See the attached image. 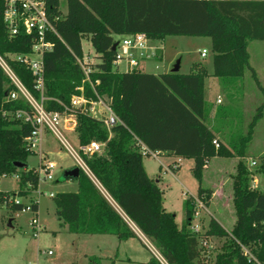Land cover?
<instances>
[{
    "label": "trees",
    "instance_id": "obj_1",
    "mask_svg": "<svg viewBox=\"0 0 264 264\" xmlns=\"http://www.w3.org/2000/svg\"><path fill=\"white\" fill-rule=\"evenodd\" d=\"M57 34L50 36L54 47L44 56V106L63 112L75 95L91 101L102 99L120 121L107 127L104 119L76 110V131L80 146L92 140L104 144L100 153L82 151L92 176L81 169L77 191L55 193L56 213L71 233L113 234L121 241L137 237L128 219L148 237L164 261L155 254L145 264H204L200 237L189 225L195 212L194 195L184 201L185 218L181 225L176 214L164 206L163 191L145 166L137 147L141 141L150 150L179 158H193V171L200 185L197 196L209 206L213 189L203 184L204 169L213 157H239L234 182L236 222L227 230L211 217L206 237L224 238L215 264H257L244 254L243 247L264 264V191L251 187V174L245 157L255 126L264 115V103L254 114L246 134L231 146L219 141L209 127V107L205 99L208 70L196 63L191 72L154 74L139 68L118 70L113 49L119 35L145 32L151 40L169 35L209 36L214 52V75L225 80L241 77L250 64L249 42L264 41V0H46ZM5 0H0V55L5 58L23 84L37 98L35 78L23 63L12 58L28 53L32 35L11 36L4 21ZM88 37L100 62L94 65L89 80L77 62L83 58V39ZM257 79L256 73L253 71ZM17 89L0 65V175L20 173V194L37 189L38 171L28 165L34 153L26 138L31 123L16 116L19 110L33 113L23 97L11 99L6 92ZM217 140L219 145L214 143ZM24 163L23 167L15 165ZM172 170H177L174 163ZM261 169H264V162ZM71 179L72 177H67ZM15 195L0 191V204ZM22 211V204H5ZM33 206L38 210V202ZM91 264H101L90 257Z\"/></svg>",
    "mask_w": 264,
    "mask_h": 264
},
{
    "label": "rangeland",
    "instance_id": "obj_2",
    "mask_svg": "<svg viewBox=\"0 0 264 264\" xmlns=\"http://www.w3.org/2000/svg\"><path fill=\"white\" fill-rule=\"evenodd\" d=\"M61 9L67 12V1H61ZM118 38H120L118 36ZM163 49L157 50V57L143 62L144 69L152 72H162L173 69L180 61L179 71L183 73L191 72V68L196 63L212 66L214 52L212 50L211 38L209 36H186L169 35L164 40ZM83 51L89 57L91 66L94 67L99 56L95 51L91 40L88 37L83 39ZM203 49L207 50V55L202 56ZM251 59L250 64L256 72V79L252 69H246L245 73L238 78L227 77L225 80L216 78L222 93L215 99L216 94L209 95L212 101L207 99L209 111L214 108L216 116L209 124L216 132H220L221 137L227 145L244 135L248 131L258 107L264 103V41L253 40L248 46ZM94 61V62H93ZM221 99V101H218ZM98 108V105H96ZM100 108V107H99ZM96 115L99 112L96 111ZM102 117L108 115L104 110ZM64 136L71 145L79 150L80 142L76 130H66L61 125ZM219 141H222L219 139ZM223 142V141H222ZM264 146V116L260 118L255 126L252 140L247 148V155L257 157L258 165H249L253 170L251 174V187L257 183L260 190L264 187V172L259 169L262 167L263 156H259L257 148ZM42 151L46 155V160L56 164L54 169V180H42L37 189L28 190V193L20 194V179L14 175L0 178V191L14 193L21 199L28 202L36 199L39 209L35 211L42 225V230L37 236L33 234L30 220L33 212L17 211L5 203L0 204V264H84L85 256L78 252L79 243L76 236L71 234L62 226L56 213L54 197L50 192L76 191L78 184L74 179H67L64 173L76 165L75 159L63 146L61 141L50 131L44 133ZM161 160L165 158L160 157ZM39 148L28 157V165L35 169L42 165ZM144 162L148 166L151 174L158 179L162 176L160 186H162L164 205L168 211L177 215V221L182 224L185 218L184 201L190 195H197L200 182L193 171L195 161L193 158H183L177 170L167 172L160 164L159 159L154 156H144ZM236 159L232 157H218L211 161L204 169L203 184L205 187L220 189V193L211 200L207 211L204 214L205 223L209 216L220 219L227 230L232 229V224L236 222L234 197V182L237 168ZM249 169V168H248ZM250 170V169H249ZM44 177V174L42 175ZM261 186V187H260ZM262 188V189H261ZM43 190V192H40ZM34 212V213H35ZM235 224V223H234ZM131 226V225H130ZM138 230L136 226H132ZM205 227L208 224L205 223ZM152 249L157 252L153 242L145 236L144 238ZM211 248L203 247L202 262L204 264H215L216 256L223 249L224 238L211 236ZM84 249H92L94 242H84ZM82 246V245H81ZM137 256L149 254L148 248L140 240L131 242ZM52 254H49V251Z\"/></svg>",
    "mask_w": 264,
    "mask_h": 264
},
{
    "label": "built area",
    "instance_id": "obj_3",
    "mask_svg": "<svg viewBox=\"0 0 264 264\" xmlns=\"http://www.w3.org/2000/svg\"><path fill=\"white\" fill-rule=\"evenodd\" d=\"M59 19V16L51 17L47 9L46 0H5L4 9V21L6 27L11 36H15L21 33H26L32 35L33 44L31 51L28 53H17L12 56L13 59L23 63L30 71H32L35 80V89L41 92V98H37L32 92L23 84L19 76L13 70L8 61L0 55V65L11 79L12 83L17 89L13 90L8 96L11 99H17L18 97L25 98L30 105L33 107V113H29L26 110H19L16 112V116L25 122L31 123L32 133L26 138L28 147L35 151L39 148L40 158L43 160L42 165L36 168L39 173L40 183L42 180H54V169L56 164L50 160H46V155L42 151L41 145L44 137L45 131L50 130L63 144V146L68 150V152L75 159L76 165L80 166L82 170L92 176V173L82 156V151L87 154L100 153L103 151L104 144L98 140H92L90 143L84 146H80L79 150H76L69 140L64 136L61 130V125L63 122H70L69 126L64 128L68 130H76V110L90 112L93 116L104 119L107 127L111 128L117 124L120 119L112 111L111 107L106 104L102 99L98 101H91L84 95H75L72 98V103L70 106H65L63 112L60 111H50L44 106V90H45V63L44 56L48 51H51L54 47V42L50 39V36L57 34L55 27V20ZM151 39L145 32H138L131 35H124L123 38H119V45L117 47L116 59L113 61L114 66L119 70L120 63L122 61L127 62V71L134 68L140 67V62L143 60H148L157 57V47L153 46ZM202 56L207 55V50L203 49L201 52ZM89 57L85 56L83 58L77 57V62L86 74V78L89 80L90 73L93 71V67ZM218 101H221L219 99ZM98 105V108L96 106ZM100 107V108H99ZM104 110L108 112L105 117L103 115ZM96 111L99 115H96ZM214 143L218 146L217 140ZM137 147L144 156L151 155L158 158L159 151L150 150L141 141L137 142ZM252 165H256L257 161L252 160ZM44 174V177L42 175ZM8 175H14L16 178L20 179V173H4L0 175L5 177ZM41 185V184H39ZM40 192H43L41 190ZM53 197L54 192H50ZM37 201L36 199H30L25 202L19 197V195H13L9 199H5V204L11 203L13 205L22 204V211L33 212V217L30 220V226L32 228L33 234L35 236L42 230V225L37 217V211L33 203ZM195 201V212L193 218L190 222V229L192 232L196 233L200 237V245L202 247H212L210 240L205 236L208 227H205L203 222L204 214L207 211V207L203 200L197 195H194ZM35 212V213H34ZM129 223L133 226L137 225L128 219ZM264 223V222H263ZM211 236H209V239ZM244 254L251 259H254L257 264H263L257 260L250 250L243 247ZM154 251V250H153ZM155 255L164 261L162 255L159 251L155 252ZM52 254V251H49Z\"/></svg>",
    "mask_w": 264,
    "mask_h": 264
},
{
    "label": "crops",
    "instance_id": "obj_4",
    "mask_svg": "<svg viewBox=\"0 0 264 264\" xmlns=\"http://www.w3.org/2000/svg\"><path fill=\"white\" fill-rule=\"evenodd\" d=\"M119 37L120 38H123L122 35H119ZM164 40H151L150 43L153 46H156L157 47V50L158 49L159 50L160 49H163V51H164V43H163ZM211 43H212V39H211ZM96 56H99V54H97ZM250 59H251V57H250ZM144 61H147V60L141 61L140 62V67H138V68L141 69V70L146 71L144 69V65H143V62ZM98 62H100V58H98V61L96 62V64ZM205 67H206V69L208 70V73H209L208 76L206 77V80H205V99H206V101H207V99L209 101H212L209 98V95H214V93H215L216 94L215 99H216V102H217V98L219 97L220 93H222V91H221L218 83L216 82V80H217L216 78H219V77H217V76H215L213 74L214 73V64H213V62H212V66H209V65L206 64ZM119 70L120 71H127V62L126 61H122L120 63ZM169 71H172V69L166 70V71H162V72H158V73L152 72V71H147V72H152V73L158 75L160 73H165V72H169ZM179 72H181V71H179ZM187 73H189V72H187ZM256 76H257V74H256ZM215 116H216L215 110H214V108H211L210 111H209V118H210V120H212L213 118H215ZM63 124H64V127H66V126H69L71 123L70 122H65V123L63 122ZM209 127L213 130V132L217 135V137L220 140H222L224 143H226L223 140V138L221 137L220 132H216L212 128V125H210V124H209ZM66 130H68V129H66ZM257 151H258V154H259L260 157L263 156L262 159H263V162H264V146L257 148ZM160 157L165 158V160L164 161L161 160ZM218 157L219 156L213 157L210 160L209 167H210L211 161L214 160V159H216V158H218ZM232 158H235L236 159L235 167L237 168V163L239 161V157L236 156V157H232ZM157 159H159L160 164L164 167V170L165 171L171 172L172 171V168H171L170 165L172 163H174V167L175 168L180 167V162L182 161L183 158H179V157H176V156L167 154L166 152H163L162 151V152H159V155H158V158ZM256 159H257V157L248 156V155L245 157L247 166L250 169V171L252 172V175H253V170L250 168L249 165H252L251 164L252 160H256ZM258 164L259 163L257 161V164L256 165H258ZM144 166H145V168H146L149 176L152 179L156 180L157 183L160 186L161 181H162V176L159 175L158 179H155V176H153L151 174V171L149 170V168L145 164V162H144ZM259 170L262 171V172H264V169H261L260 168ZM71 179H73V178H71ZM74 180L78 184V181L76 179H74ZM252 185H253L254 188L255 187H258L257 186L258 185L257 183H254ZM260 185H262V187H264V184L261 183ZM78 187H79V185H78ZM78 187H77V190H78ZM160 188L162 189V186H160ZM209 188L213 189V195H212V198H211V200H212L213 197L215 195H217L218 193H220L221 190L220 189H216L214 187H209ZM262 191H264V190H262ZM55 193H57V192H55ZM211 217L209 216V220L207 219V221L205 223L209 224V221H210V218ZM176 218H177V215H176ZM216 219L225 227V225L223 224V222L220 219H218V218H216ZM177 223L179 225H181L178 221H177ZM234 223L232 224V226L234 225ZM62 226L65 227L68 230L67 226H65L63 224H62ZM131 227H132V225H131ZM134 230L136 231V233L138 235L137 237L136 236L135 237H131V238L127 239V240H122V241L116 235H113V234H88V233L76 234V233H71L69 230L68 231L71 234H73L74 236H76V239L75 240L78 241L79 247L81 248V250L78 249V252H82V254L85 256V259H86L84 261V264H91L90 263V260H89L90 257H96V258H98L100 260V263L101 264H145L147 261L150 260V258L152 257V255L155 254V253H154L152 247L149 245V243L144 239L145 238L144 233L140 229H138V230L134 229ZM134 240H140L141 243L148 248L149 254H147L146 256H141V257L140 256H137V254L135 253L134 249L131 247V242H133ZM89 241L95 243L93 245L94 247H92V249L90 248V249H84L83 250V245H85L84 242H89ZM72 264H74V263H72Z\"/></svg>",
    "mask_w": 264,
    "mask_h": 264
},
{
    "label": "water",
    "instance_id": "obj_5",
    "mask_svg": "<svg viewBox=\"0 0 264 264\" xmlns=\"http://www.w3.org/2000/svg\"><path fill=\"white\" fill-rule=\"evenodd\" d=\"M119 45V41H116V43L113 45V49L114 50H117V47ZM180 69V61H178L177 65L172 69V72H178ZM8 91L6 92V95H8ZM16 166L18 167H23L24 166V163L22 162H16L15 163ZM81 173V167L80 166H77L75 165L74 167L70 168V169H67L64 173V176L67 178V177H72L73 179L75 178H78L79 175ZM68 179V178H67Z\"/></svg>",
    "mask_w": 264,
    "mask_h": 264
}]
</instances>
